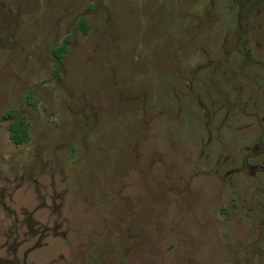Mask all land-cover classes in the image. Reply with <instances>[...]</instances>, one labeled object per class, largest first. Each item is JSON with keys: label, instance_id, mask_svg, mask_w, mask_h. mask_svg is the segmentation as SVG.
I'll return each instance as SVG.
<instances>
[{"label": "rangeland", "instance_id": "rangeland-1", "mask_svg": "<svg viewBox=\"0 0 264 264\" xmlns=\"http://www.w3.org/2000/svg\"><path fill=\"white\" fill-rule=\"evenodd\" d=\"M0 264H264V0H0Z\"/></svg>", "mask_w": 264, "mask_h": 264}, {"label": "trees", "instance_id": "trees-1", "mask_svg": "<svg viewBox=\"0 0 264 264\" xmlns=\"http://www.w3.org/2000/svg\"><path fill=\"white\" fill-rule=\"evenodd\" d=\"M78 30L82 34H87L89 27L85 17H81L77 24ZM68 39L65 40L64 44L54 48L52 50V56L56 61V66L62 64L64 55L68 51ZM8 133L10 141L15 145H22L28 140V131L26 127V120L24 116H20L16 121H13L8 126Z\"/></svg>", "mask_w": 264, "mask_h": 264}]
</instances>
